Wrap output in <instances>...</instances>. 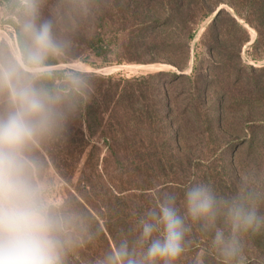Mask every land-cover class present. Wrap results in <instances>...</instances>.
Instances as JSON below:
<instances>
[{
    "label": "rangeland",
    "instance_id": "374dc122",
    "mask_svg": "<svg viewBox=\"0 0 264 264\" xmlns=\"http://www.w3.org/2000/svg\"><path fill=\"white\" fill-rule=\"evenodd\" d=\"M152 1L40 2L37 24L51 22L53 36L62 45L59 54L49 55L45 61L57 64L46 66V70L79 73L67 75L64 81L68 87L75 86L83 98L78 105L82 109L78 110L60 91L63 99L57 106L58 116L24 151L25 166L33 181L42 186L45 199L67 221L70 242L65 246L64 264H102L117 248L112 242L106 247L89 217L101 218L100 211L106 207L100 202L103 196L110 204V183L122 165L113 147L115 134L104 138L97 120L92 96L98 89L102 90L98 107H108L109 117L118 111L110 100L125 87V81L164 73L169 83L178 74L182 78L169 87L171 95L177 97L178 106L172 110L183 114L186 106L192 107L188 116L191 122L199 120L204 125L203 137H264L263 129L257 127L264 123V0H208L196 11L198 19L183 33L173 11L175 0H155L158 19L145 14V6H152ZM96 4L103 10L98 16ZM21 19L18 0H0V67L14 69L21 78H27L30 66L23 61L18 33L25 36L29 47L30 41L21 30ZM137 20L143 25L133 34L132 25ZM152 23L163 27L158 33L142 30ZM94 37L104 43L100 55L89 48ZM218 105L223 106L221 118L229 125L223 131L208 130L204 123L218 121ZM5 106L6 97L0 96V110ZM170 111L163 110L165 115ZM197 111L200 118L192 114ZM111 124L108 121L105 126L110 128ZM159 152L168 156L163 167L186 168V156L189 154L192 161L198 150H182L172 157L165 147ZM152 159L145 166H157ZM81 223L91 228L85 231ZM135 248L137 252L146 249Z\"/></svg>",
    "mask_w": 264,
    "mask_h": 264
},
{
    "label": "trees",
    "instance_id": "16d2710c",
    "mask_svg": "<svg viewBox=\"0 0 264 264\" xmlns=\"http://www.w3.org/2000/svg\"><path fill=\"white\" fill-rule=\"evenodd\" d=\"M63 1L70 2V0ZM207 1L175 0L173 11L176 12L180 23L178 28L182 33L185 30L188 31L190 25L198 19L196 11ZM155 4V0L152 1V6L148 3L145 6V14L156 19ZM96 10H98L97 16L100 14L99 10L103 12L97 4ZM142 25L143 22L137 20L132 25L133 34L138 32V28ZM161 27L163 24L156 26L152 23L147 24L142 30L149 29L151 32L158 33ZM99 39L94 37L89 43V48L98 55L102 53L104 46ZM18 44L24 63L30 66L27 63L30 47L21 33H18ZM45 64L54 66L57 63L51 61ZM70 74L79 75L72 70L48 71L45 77L37 81V84L54 93L65 92L67 98L78 110H81L82 106L78 107L81 105L80 101L83 102L81 94L75 86L68 87L69 84L64 81ZM173 77L174 80L169 83L164 73L125 81V87L110 100V104L113 103L118 111L109 117H107L108 107H104L103 110L98 107L102 99V90L98 89L94 93L95 96H92V98L95 97L94 105L95 110H98L97 120L103 127V137L115 134L114 141L116 142L113 147L118 162L122 164L114 172L113 181L110 183L112 191L110 204L106 196H103L100 201L106 204V207L100 211L101 218L96 220L89 215L94 220L93 228L97 229L106 247H111L110 242L114 247H118L124 240L128 241L131 248L139 247L135 245L138 236L136 230L138 220L149 207L153 206L157 192L160 190L174 191L178 196V205L181 206L183 212V193L191 183L212 184L219 195L231 198L239 192L244 183L242 178L246 177V191L255 193L258 214L264 216V137L262 139L247 135L235 139L203 137L205 136L202 132L204 125H200L199 120L196 121L197 123L191 122L188 116L189 111L193 112L192 107L186 106L187 111L183 114L172 110L173 107L178 106L177 97L171 95L172 91L169 89L173 88L182 78L178 74H174ZM205 92L208 98V90ZM261 94L263 95V91ZM192 98L193 96L190 97ZM103 102L105 100H102ZM164 108L172 110L175 114L170 111L168 115H165ZM223 110V106L218 105L216 111L220 114L218 121L204 123L207 126L206 129L223 131L228 127L229 124L221 118ZM192 114L195 118L201 116L199 111ZM82 115L83 113L80 112V116ZM168 120L170 121L167 122ZM108 121L112 123L110 128L105 126ZM114 125L115 130H113ZM257 127L264 131V123L257 124ZM187 131H190L193 136H190ZM162 147L167 149L171 157L182 150L197 149L198 152L192 161L189 154L186 156V168H181V166L166 168L162 166V163L169 160L167 155L159 152ZM152 150L155 152L153 155ZM153 157L157 166L153 168L145 166V163L151 162ZM123 163H129L130 166L125 167ZM139 163L144 166H138ZM105 177H107V172ZM187 223L191 227V232L185 237V251L180 256L179 263L176 261V264H264V228H261L258 233L248 231L237 234L236 254L225 257L220 248L213 245L215 229L204 230L202 220L197 222L189 220ZM81 225L85 231L91 228L83 223ZM217 227L223 228L226 236L230 235V229L225 225L223 218L217 221ZM81 238L83 240L84 236Z\"/></svg>",
    "mask_w": 264,
    "mask_h": 264
},
{
    "label": "clouds",
    "instance_id": "9594fccd",
    "mask_svg": "<svg viewBox=\"0 0 264 264\" xmlns=\"http://www.w3.org/2000/svg\"><path fill=\"white\" fill-rule=\"evenodd\" d=\"M40 2L18 0L21 30L30 41V75L21 78L14 69L0 67V96L6 97L0 110V264H64L70 242L67 221L53 210L24 162L26 146L55 121L63 99L36 83L47 75L48 56L62 50L51 22H36ZM242 179L239 192L231 198L219 195L212 184L191 183L183 193V212L174 191L160 190L153 206L138 220L135 245L141 249L147 245L146 249L130 250L124 240L102 264H176L191 232L189 220L204 221V230L215 229L213 245L225 257L234 256L237 234L264 228L255 193L246 191L247 178ZM221 218L229 236L217 227Z\"/></svg>",
    "mask_w": 264,
    "mask_h": 264
}]
</instances>
